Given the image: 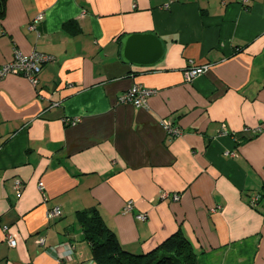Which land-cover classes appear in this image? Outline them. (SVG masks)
<instances>
[{"label": "crops", "instance_id": "1", "mask_svg": "<svg viewBox=\"0 0 264 264\" xmlns=\"http://www.w3.org/2000/svg\"><path fill=\"white\" fill-rule=\"evenodd\" d=\"M149 33L162 60L123 62V38ZM15 50L55 62L37 88L0 83V264H97L79 221L93 208L135 255L181 231L197 264H264V201L251 205L264 185V0H8L0 67ZM190 61L210 70L187 83ZM134 86L158 91L148 108L118 103Z\"/></svg>", "mask_w": 264, "mask_h": 264}, {"label": "built area", "instance_id": "2", "mask_svg": "<svg viewBox=\"0 0 264 264\" xmlns=\"http://www.w3.org/2000/svg\"><path fill=\"white\" fill-rule=\"evenodd\" d=\"M45 20L44 14H39L33 22L29 26L30 31H35L36 27ZM55 62V58L53 56H49L46 54L33 52L29 55H25L20 50H15L13 59L2 65L0 67V83L5 80L9 76H17L22 77L28 80L32 86L35 88L39 85V76L43 70V68L47 64H51ZM210 70V65H204V66H197L193 61H190V67L185 72V80L187 83H192L197 78L205 75ZM158 94V91L151 88H145L142 86H134L127 92H124L121 94L118 98L119 104H129L133 105L137 108H148V100L149 98L156 96ZM79 122V120H74L71 122L72 125H76ZM162 125L164 129L166 130L167 134L171 138H177L180 137L183 134V130L179 127H176L173 125V122L171 120L165 119L162 121ZM259 133H261V129H252V128H244L243 134L246 136H256ZM235 139V142H238V136H233ZM1 150V147H0ZM226 155L228 157H233L235 154L226 152ZM45 185L43 182L39 183V190L44 193L45 192ZM14 190L16 193L20 196L23 190V183L19 179H15L14 181ZM168 197V194L163 193L162 198ZM173 201L179 202L181 200L180 194H174L172 195ZM258 197H253L251 204L252 206H256V202L258 201ZM134 210V202L129 201L125 207L124 212L129 214L132 213ZM62 216V211L59 208H54L53 210L49 211L48 218L49 219H56L60 218ZM136 219L138 221H146L147 216L145 214H138L136 216ZM5 235H6V241L8 245L11 248H15L17 246V241L14 238V236L10 233V230L7 226L3 228ZM38 243L40 245H44L45 240L39 239Z\"/></svg>", "mask_w": 264, "mask_h": 264}, {"label": "trees", "instance_id": "3", "mask_svg": "<svg viewBox=\"0 0 264 264\" xmlns=\"http://www.w3.org/2000/svg\"><path fill=\"white\" fill-rule=\"evenodd\" d=\"M7 1L0 0V20L5 17ZM256 197L259 198L256 206H259L264 201V185ZM79 221L97 264H197L198 255L181 231L151 252L135 255L122 248L116 234L107 226L97 208L81 212Z\"/></svg>", "mask_w": 264, "mask_h": 264}, {"label": "water", "instance_id": "4", "mask_svg": "<svg viewBox=\"0 0 264 264\" xmlns=\"http://www.w3.org/2000/svg\"><path fill=\"white\" fill-rule=\"evenodd\" d=\"M164 45L155 34H133L122 40L123 62L140 67H152L164 57Z\"/></svg>", "mask_w": 264, "mask_h": 264}]
</instances>
